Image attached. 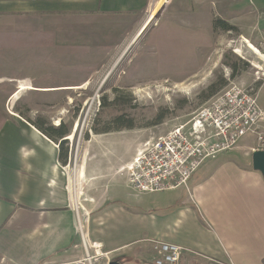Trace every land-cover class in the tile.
I'll return each instance as SVG.
<instances>
[{
  "label": "crops",
  "instance_id": "1",
  "mask_svg": "<svg viewBox=\"0 0 264 264\" xmlns=\"http://www.w3.org/2000/svg\"><path fill=\"white\" fill-rule=\"evenodd\" d=\"M161 4L191 8L190 0H0V40L29 37L32 52L67 68L66 84L40 89L82 90L128 52H143L149 14ZM189 20L171 19L188 25L182 28L187 36ZM130 63L135 74L129 78L131 67L125 78L137 81L130 87L147 88L146 61ZM250 148L235 149L250 161L226 155L206 161L187 188L120 203L117 189H131L124 163L106 168L82 155L74 162L69 152L62 163L58 145L13 115L0 127V264H73L83 258L74 201L84 196L88 178L99 190L83 205L82 222L90 243L114 262L133 254L131 264H142L153 259L151 243L161 241L184 248L183 264H263L264 178L253 169ZM105 176L115 181L110 190Z\"/></svg>",
  "mask_w": 264,
  "mask_h": 264
},
{
  "label": "rangeland",
  "instance_id": "2",
  "mask_svg": "<svg viewBox=\"0 0 264 264\" xmlns=\"http://www.w3.org/2000/svg\"><path fill=\"white\" fill-rule=\"evenodd\" d=\"M190 1L191 8H184V5L183 8H167L166 4L154 8L148 16L151 30L141 41L143 52H128L116 66L105 69L107 71L95 77L92 85L82 90L40 89L66 84L64 70L67 68L53 63L48 65V56L43 52H32L29 37L0 40V127L13 114L30 124L43 119L58 127L62 122L71 134V138H65L68 141L64 146L69 150L70 160L76 162L82 155L85 162L96 161L105 164L106 168L112 161L117 166L124 163L130 167L147 143L192 120L212 99L208 97V89L212 85L219 87L223 81L227 82L220 91L233 83L244 88L261 87L260 105L264 106V85L255 83L257 68L264 64V0ZM173 18L186 22L191 19L188 36L187 29V32L182 29L188 25H174ZM219 21L236 30L224 31L216 25ZM245 40L261 55L247 47ZM139 43L140 40L133 48L137 49ZM141 59L146 61L148 68L142 79L150 77L149 86L133 88L130 85L137 81L127 80L125 71L133 67L128 76H134L135 66L130 62ZM45 67L49 72L43 70ZM234 68L237 74L233 77ZM107 74L100 86L98 80L101 78L102 81ZM20 83L35 89L21 93L13 102L11 100ZM117 97L121 98L120 104L109 106ZM104 98L107 99L105 108L100 102ZM121 116L135 127L114 131L116 126L111 123ZM159 117L164 118L163 123L156 125ZM104 129H112V132L99 134ZM254 145V139L249 136L237 147ZM244 154L233 150L220 156L250 161ZM249 155L252 157L251 152ZM126 175L127 168V180ZM101 178L108 182L107 189L115 184L114 180H108V176ZM93 182L92 178L86 179L84 196L79 201L82 206L92 198L93 191L99 190V185L94 186ZM117 190L120 203L139 200L140 195L132 189L122 187ZM134 261V255L128 254L113 264H131ZM142 264L154 262L149 259Z\"/></svg>",
  "mask_w": 264,
  "mask_h": 264
},
{
  "label": "built area",
  "instance_id": "3",
  "mask_svg": "<svg viewBox=\"0 0 264 264\" xmlns=\"http://www.w3.org/2000/svg\"><path fill=\"white\" fill-rule=\"evenodd\" d=\"M255 83L264 85V64L257 68ZM260 88H244L233 83L213 96L192 120L147 143L127 168L129 187L137 194L187 188L206 161L235 150L249 136L255 141L251 154L264 152V106L260 105ZM74 209L84 256L73 264H98L101 259L113 264L109 253H103L99 245L88 240L82 222L86 210L76 198ZM151 244L154 264H183L184 248L161 241Z\"/></svg>",
  "mask_w": 264,
  "mask_h": 264
},
{
  "label": "trees",
  "instance_id": "4",
  "mask_svg": "<svg viewBox=\"0 0 264 264\" xmlns=\"http://www.w3.org/2000/svg\"><path fill=\"white\" fill-rule=\"evenodd\" d=\"M216 25H220L224 31L230 32L233 30H236L234 27L228 25L226 22H218ZM237 74V69L234 68L233 70V77ZM227 85V82L223 81V83L217 87V86H211L208 89L209 98L215 96L222 88H224ZM101 102V105L105 108L107 107V99H103ZM121 102V98L117 97L109 106H118ZM162 117H159L157 121L155 122L156 125H160L163 123ZM111 124L115 125L114 131H121L122 129H133L135 126L133 124H128V122H125L123 116L115 119ZM32 125L40 131L45 137H47L50 141L55 143L59 146L60 149V161L62 163H65L68 160V152L69 150L65 149V144L68 140L65 138L70 136V130L66 126L65 123H61L58 127H55L49 123H47L45 120L40 119L36 121L35 123H32ZM112 129H104L99 134H108L111 133ZM264 264V260H263Z\"/></svg>",
  "mask_w": 264,
  "mask_h": 264
},
{
  "label": "bare ground",
  "instance_id": "5",
  "mask_svg": "<svg viewBox=\"0 0 264 264\" xmlns=\"http://www.w3.org/2000/svg\"><path fill=\"white\" fill-rule=\"evenodd\" d=\"M149 21L150 20H148L147 22H146V26L145 27H147L148 25H149ZM144 27V28H145ZM140 38V37H139ZM135 42V41H134ZM246 44H247V47H249V48H251V50L253 51V52H255V54H258V55H261V52L260 51H258L255 47H253V45L249 42V41H247V40H245L244 41ZM133 45V44H132ZM131 46V45H130ZM126 51V50H125ZM258 52V53H257ZM260 52V53H259ZM125 53V52H124ZM123 57V56H122ZM18 89V92L17 93H15V95L13 96V98H12V100L11 101H16V100H18L19 99V96H20V94L21 93H23V92H25V91H27V90H34L35 88L33 87V86H30V85H26V84H24V83H20V86H19V88H17ZM12 102V103H13ZM13 115H15V114H13ZM16 116H18V115H16ZM86 117V116H85ZM62 123V122H61ZM69 138H71V134H70V136H69Z\"/></svg>",
  "mask_w": 264,
  "mask_h": 264
},
{
  "label": "water",
  "instance_id": "6",
  "mask_svg": "<svg viewBox=\"0 0 264 264\" xmlns=\"http://www.w3.org/2000/svg\"><path fill=\"white\" fill-rule=\"evenodd\" d=\"M252 165L253 169L261 173L264 178V152H254L252 154Z\"/></svg>",
  "mask_w": 264,
  "mask_h": 264
}]
</instances>
